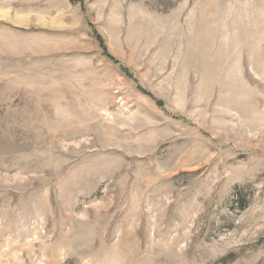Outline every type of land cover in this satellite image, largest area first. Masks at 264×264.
<instances>
[{"label": "rangeland", "instance_id": "rangeland-1", "mask_svg": "<svg viewBox=\"0 0 264 264\" xmlns=\"http://www.w3.org/2000/svg\"><path fill=\"white\" fill-rule=\"evenodd\" d=\"M0 264H264V0H0Z\"/></svg>", "mask_w": 264, "mask_h": 264}]
</instances>
